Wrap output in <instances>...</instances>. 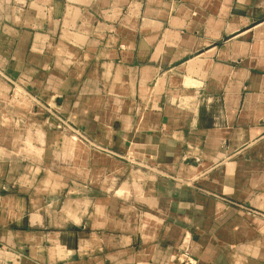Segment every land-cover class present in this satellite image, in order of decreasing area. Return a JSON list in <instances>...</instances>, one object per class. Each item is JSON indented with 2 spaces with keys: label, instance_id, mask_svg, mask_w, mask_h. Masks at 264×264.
<instances>
[{
  "label": "crops",
  "instance_id": "obj_1",
  "mask_svg": "<svg viewBox=\"0 0 264 264\" xmlns=\"http://www.w3.org/2000/svg\"><path fill=\"white\" fill-rule=\"evenodd\" d=\"M184 251L264 264V0H0V264Z\"/></svg>",
  "mask_w": 264,
  "mask_h": 264
},
{
  "label": "built area",
  "instance_id": "obj_2",
  "mask_svg": "<svg viewBox=\"0 0 264 264\" xmlns=\"http://www.w3.org/2000/svg\"><path fill=\"white\" fill-rule=\"evenodd\" d=\"M39 105L43 106L41 103L38 102ZM45 108V107H44ZM50 111L49 109H47ZM55 120L57 121L59 128L67 133L68 135L72 136L77 141L86 143L94 148H99L97 144L92 141L85 133L80 131L77 127L73 126L67 119L62 117L58 114H53ZM178 264H197L196 259L188 252L184 251L179 256V262Z\"/></svg>",
  "mask_w": 264,
  "mask_h": 264
}]
</instances>
